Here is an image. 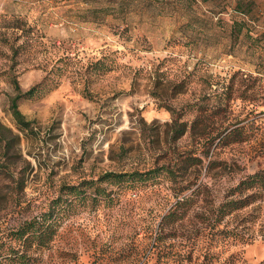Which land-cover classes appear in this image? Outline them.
Masks as SVG:
<instances>
[{"label": "rangeland", "instance_id": "374dc122", "mask_svg": "<svg viewBox=\"0 0 264 264\" xmlns=\"http://www.w3.org/2000/svg\"><path fill=\"white\" fill-rule=\"evenodd\" d=\"M64 54L72 74L20 100L18 124L11 81L28 91ZM104 56L114 69L85 85L81 65ZM227 125L239 134L199 144ZM161 167L175 179L160 171L130 189L99 180ZM261 169L264 0H0V233L76 186L61 244L78 264H261L264 224L252 244L219 245L210 263L204 249L228 189Z\"/></svg>", "mask_w": 264, "mask_h": 264}, {"label": "trees", "instance_id": "16d2710c", "mask_svg": "<svg viewBox=\"0 0 264 264\" xmlns=\"http://www.w3.org/2000/svg\"><path fill=\"white\" fill-rule=\"evenodd\" d=\"M207 1V0H201ZM54 62L49 66L47 76L26 92H22L17 81L13 79L15 96L11 101V114L15 121L19 124L24 123L23 115L18 112V103L20 100H30L34 96L42 95L56 88L61 83L62 79L67 78L72 74L75 68V63L68 54L54 56ZM114 69L112 57L104 56L96 59L94 62H86L81 65L80 75L82 81L89 86L91 80L100 78L110 73ZM178 92L182 93L185 89L183 85L176 86ZM173 115V111L166 107ZM200 112L191 123V134H195L201 122ZM178 134L176 138H180L186 131L187 126L178 125ZM233 126V125H232ZM230 125L218 127L216 130L208 131L204 135L197 136L199 144L205 147L210 141L213 143L217 140H227L229 136L239 134V130L225 134L232 127ZM235 126V125H234ZM225 134V135H223ZM212 143V144H213ZM191 157L190 159L194 160ZM188 160V159H187ZM194 164V163H193ZM171 179H175L176 174L169 168L161 167L157 171H146L145 173L131 172L129 174H112L108 173L99 180L115 181L114 184H128L127 188H132L135 182L145 181L157 174V172ZM98 180V181H99ZM92 184V182H87ZM76 186H68L67 191L70 200H55L49 204L45 211L32 216L29 219L23 220L16 227L6 228L0 233V264H78V255L76 252L66 251L67 247L61 244L63 238V217L70 209L69 205L73 200H80V195H77ZM180 194L184 189H180ZM96 193V194H95ZM96 197L99 195L95 191ZM96 199V198H94ZM181 205L182 203L177 202ZM256 205V207H255ZM254 207V208H253ZM252 208L250 212L245 214L239 224L229 225L224 222L226 217L241 213L242 211ZM257 211V215L253 212ZM174 214V213H172ZM215 218L217 222L208 228L204 233L206 242L204 243L205 261L212 262L217 258L213 251L223 243L231 245H249L252 244L255 238V230H261L264 224V169L254 172V174L246 176L238 180V182L230 187L225 195V200L218 208ZM252 231L253 234H251ZM263 241L264 239L261 238ZM239 259H235L232 255L228 256L224 264H237ZM261 264H264L262 262Z\"/></svg>", "mask_w": 264, "mask_h": 264}]
</instances>
